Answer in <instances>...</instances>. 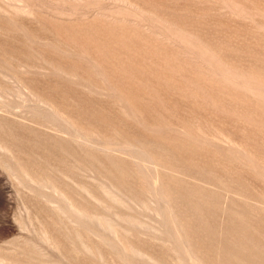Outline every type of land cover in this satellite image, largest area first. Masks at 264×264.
<instances>
[{
	"label": "rangeland",
	"instance_id": "1",
	"mask_svg": "<svg viewBox=\"0 0 264 264\" xmlns=\"http://www.w3.org/2000/svg\"><path fill=\"white\" fill-rule=\"evenodd\" d=\"M0 264H264V0H0Z\"/></svg>",
	"mask_w": 264,
	"mask_h": 264
}]
</instances>
